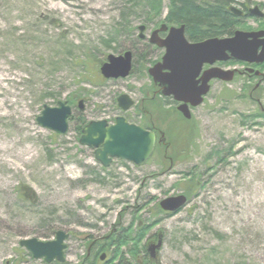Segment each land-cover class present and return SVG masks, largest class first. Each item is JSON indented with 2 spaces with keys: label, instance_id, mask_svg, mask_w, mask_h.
I'll return each mask as SVG.
<instances>
[{
  "label": "rangeland",
  "instance_id": "374dc122",
  "mask_svg": "<svg viewBox=\"0 0 264 264\" xmlns=\"http://www.w3.org/2000/svg\"><path fill=\"white\" fill-rule=\"evenodd\" d=\"M231 1L243 9L245 0ZM167 3L147 20L149 6L141 0H0V264H44L19 241L50 239L51 227L108 231L119 224L134 231L138 219L148 228L130 243L136 254L124 252L129 262L150 264L144 246L161 231L154 264H264V82L253 90L252 79L214 81L192 110L194 133L181 142L179 132L169 130L172 166L171 153L165 158L159 150L141 166L113 158L103 167L92 148L79 144L74 121L61 135L36 122L44 105L70 98L74 115L87 121L122 115L136 123V106L124 112L116 98L127 93L137 102L149 84L146 74L102 81L90 70L125 50L137 68L142 57L152 66L160 51L150 50L148 38L167 24ZM250 3L264 12V0ZM240 23V30L264 27L254 17ZM141 24L146 40L137 36ZM79 99L83 110L75 106ZM191 172L199 184L186 205L153 215L158 200L183 193ZM74 245L66 261L79 264L82 251Z\"/></svg>",
  "mask_w": 264,
  "mask_h": 264
},
{
  "label": "water",
  "instance_id": "95a60500",
  "mask_svg": "<svg viewBox=\"0 0 264 264\" xmlns=\"http://www.w3.org/2000/svg\"><path fill=\"white\" fill-rule=\"evenodd\" d=\"M230 10L235 15H241L242 10L231 6ZM248 14L263 18L264 12L258 5L250 7ZM144 25H139L138 38L143 39ZM167 31L164 38L159 32ZM149 41L159 47L165 48L162 60L149 68L154 82L161 89L163 95H173L177 101L183 102L178 109L190 117L187 104L183 97L185 91L189 92L193 106L202 102V96L208 91V81L217 78L223 81H231L235 70H223L211 68L203 73V83L197 90H191V80L200 72L202 64H212L215 61H226L234 58L248 63L264 61V30L243 31L236 30L229 37H212L201 42L190 43L184 34V25L179 27H167L162 24L152 31ZM262 46L258 52V48ZM100 73L103 78H124L132 72V52L124 51L122 54H108L107 60L100 65ZM165 70H168L166 72ZM253 72L252 68L247 69ZM256 75L264 74L254 71ZM82 99L78 101V108L82 109ZM118 106L127 110L133 105V100L128 94H121L117 98ZM72 115V108L67 101H58L57 105H44L41 114L36 117V122L56 134H65L68 131V119ZM163 137V134H161ZM161 141V138L158 140ZM79 143L95 148V159L104 167L109 166L112 158H120L132 162L135 166H141L151 157L156 143L155 133L145 129L143 126L132 124L126 121L123 116H118L113 124L106 120L89 121L81 130ZM187 197L183 194L170 195L159 202L164 211L175 212L184 207ZM64 231H57L56 237L49 241H42L38 238H24L19 245L29 251L34 259L42 258L49 263L53 260L64 261ZM162 246L161 233L157 240L149 242L147 251L152 260L157 261V254Z\"/></svg>",
  "mask_w": 264,
  "mask_h": 264
},
{
  "label": "flooded vegetation",
  "instance_id": "af4514ba",
  "mask_svg": "<svg viewBox=\"0 0 264 264\" xmlns=\"http://www.w3.org/2000/svg\"><path fill=\"white\" fill-rule=\"evenodd\" d=\"M260 30H264V27L250 29L247 31H260ZM166 35H167V31L159 32V36L161 38H164ZM186 39L190 43L201 42L203 40V39L198 41L190 40L187 37ZM148 47L152 51H160V55L157 56L155 62L152 64L153 66L155 63L162 60V56L165 53V48L159 47L156 44L149 42V40H148ZM261 48L262 46L258 48V52L261 50ZM144 60L145 57H142L140 61L144 62ZM143 62H141V65L138 68L135 65L136 68L135 70L133 67V73L138 75L141 74L142 76H144L143 75L144 72L146 74L147 79L149 80V84H147L144 87L143 91L139 90L140 98L137 102L134 101L132 107L136 106L134 109V111L135 110L136 111L134 113H137L139 115L136 123L140 124L141 126H144L141 124L144 122L148 125V128H146L145 126L144 127L155 133L157 147H159L160 151L162 152V156L167 158V155L170 154L171 152L173 153V151L175 150V146L168 138L169 136H171V132L169 133V130L171 131L172 129L177 130L179 132V137L181 142H183V140L186 139L188 132H190L191 134L192 131L193 134L194 133L193 129L188 128V125H190L191 121L193 120L192 110L204 102L205 96L210 92L214 84V81L217 82H224V81L217 78L210 79L207 83L208 91L205 95L202 96V102L197 106H193L191 104L192 98L189 95L190 93L185 91V96L183 95V97L185 101H187L186 104L188 107V111L190 113V117H186L178 109L179 105H181L183 102L177 101L173 97V95H163L160 87L155 84L153 76L148 71L151 66L145 68ZM134 63H135V57H132V65H134ZM236 65H240L241 67L237 68ZM263 65H264V61L259 63L257 62L248 63L234 58H230L226 61H215L212 64L204 63L202 64L200 68V72L197 74V76L191 79L193 80V82L191 81V85H190L192 87L191 90L195 91L197 90V87L202 85L203 73L211 68H221L223 70H235L236 72L234 74V78L239 76V77L247 78L249 80L251 79L256 80L253 85V90L257 89L264 82V77H262L261 75H256L254 72H248L246 70L252 68L254 71H259L264 74V71L259 70L260 68H262ZM165 71L168 72V70ZM260 109L261 112L263 113L264 109L261 107V105H260ZM137 110L139 112H137ZM173 113H175L178 116V119L174 118L175 119L174 120L173 117H171ZM73 117H74V111L72 109V115L70 119H73ZM128 121L132 122L130 120ZM109 123H111V121H109ZM181 124L187 127L184 128ZM161 134H163V137H161ZM160 138L161 141L159 142L158 140ZM90 148L93 149V152L95 151V148L93 147ZM183 150L181 149L180 151L181 154L184 153ZM161 213L163 215L170 214V212H164V211ZM118 226L119 224H117L116 227L114 225V228L108 231L89 230V231H79V232L78 231L67 232L63 230L67 235L64 240V243L66 245L64 249V261L59 262L57 260H53L49 263H46L43 260L42 261L44 264H70L67 263L66 261V255H67L66 253L70 248V243L72 241H75L76 245L74 246H77V248L79 247V249L82 251V257L79 261V264H143L142 261H138V258H136L135 263L129 262V260H126L124 258V252L126 254H131L130 243L134 241V238L137 237L139 232L136 230L134 231L121 230L118 229ZM57 231L58 230L56 231L54 230L51 233L52 238L43 241H49L54 239L56 237ZM156 239H157V233L146 240L145 247L148 245L149 242H154ZM148 259H150L149 255H148Z\"/></svg>",
  "mask_w": 264,
  "mask_h": 264
},
{
  "label": "trees",
  "instance_id": "16d2710c",
  "mask_svg": "<svg viewBox=\"0 0 264 264\" xmlns=\"http://www.w3.org/2000/svg\"><path fill=\"white\" fill-rule=\"evenodd\" d=\"M141 1H144L147 4V6H149V10L147 13V20H151V18L160 16L162 8H160L159 6L162 4V0H141ZM167 1H168L167 13L165 18H163V20L166 21L167 25L168 24L174 26L184 25L186 37L189 38L190 40L198 41L210 37L231 36L234 33V31L237 29V26L241 24L240 22H242L248 17H251L247 13L248 3L251 4L250 3L251 0H245L244 3H241V5L243 6L242 9L243 13L239 16L234 15L230 10V4L233 2L231 0H167ZM257 20L264 23V18ZM124 27L128 31L133 30L129 26H124ZM117 38L118 36L114 34V36L110 37V41L106 42V46L110 47V42L115 41ZM91 60L92 59L89 60V63ZM101 61L102 60H100V63ZM133 67L135 70L136 69L135 63ZM96 69H98V67ZM96 69L90 70L93 74L92 75L93 78H97ZM67 102L71 104L72 99L69 98ZM73 121L75 122L73 127L80 135V131L82 127L87 123V120L84 116L74 115L72 122ZM141 124L144 125L146 128H148V125L146 123L143 122ZM168 138L174 145L173 137L169 136ZM159 150H160L159 147L156 146L155 152ZM174 152L172 153L173 157L176 156ZM187 176L190 180L184 183V185H186L185 194L187 195L188 199H190L191 192L197 188L199 181L195 173L192 172L187 173ZM19 196H21V198L23 197V195H19ZM150 209L153 215L159 213L156 204L153 205ZM156 222L157 220L154 221L152 224H155ZM144 225L145 224L138 219V222H136L134 229L136 231L137 230L146 231V228L148 227H145ZM131 228L132 226H128L124 229L121 228V230H130ZM53 231L54 228L51 227V229L49 228L46 233L49 234L52 233ZM131 253L136 254V252L134 251Z\"/></svg>",
  "mask_w": 264,
  "mask_h": 264
}]
</instances>
